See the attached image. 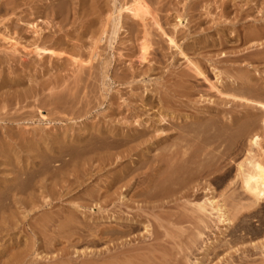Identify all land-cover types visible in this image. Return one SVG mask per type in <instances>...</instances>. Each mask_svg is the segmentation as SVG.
<instances>
[{"label": "rangeland", "instance_id": "rangeland-1", "mask_svg": "<svg viewBox=\"0 0 264 264\" xmlns=\"http://www.w3.org/2000/svg\"><path fill=\"white\" fill-rule=\"evenodd\" d=\"M131 1L0 0V264H264V202L236 177L248 138L214 118L247 94L215 88L247 69L264 85V37L241 41L264 0H143L145 23ZM179 134L188 162L164 152ZM208 199L243 206L235 230Z\"/></svg>", "mask_w": 264, "mask_h": 264}, {"label": "bare ground", "instance_id": "bare-ground-1", "mask_svg": "<svg viewBox=\"0 0 264 264\" xmlns=\"http://www.w3.org/2000/svg\"><path fill=\"white\" fill-rule=\"evenodd\" d=\"M133 1V0H132ZM131 1V3H130V5H128L129 7H127L126 6V4H123L122 6L123 7H125V8H121L120 7V9H123V10H125L130 16H131V18H138V19H140L141 21H144V19L141 17L143 14H145V15H147L146 13H148V10L146 11V6H145V3H144V1L143 0H134L133 2ZM233 1V0H232ZM251 2L252 1H261V0H250ZM264 2V1H263ZM248 3V2H247ZM260 3H262V2H260ZM260 3L258 4V5H260ZM257 4H255V5H257ZM264 4V3H263ZM123 10H121V11H119V14H121L120 12H122ZM248 10V9H247ZM260 10H261V8H260ZM146 11V12H145ZM243 11H245V12H247L246 10H243ZM242 11V12H243ZM118 14V15H119ZM246 15H247V13H246ZM120 16V15H119ZM242 14L240 15V18H242ZM247 17V16H246ZM235 18H236V14H235ZM239 18V19H240ZM244 18V17H243ZM242 18V19H243ZM145 19H146V17H145ZM238 19V20H239ZM241 20V19H240ZM239 20V21H240ZM243 21V20H242ZM146 22V20L144 21V23ZM237 22V21H236ZM250 22V21H249ZM251 22H253V24H251V25H249L247 28V30H246V32L243 34V36H242V39H241V41H242V43H246V42H251V41H249V40H251V39H261L262 38V40H263V37H264V15H262V17L260 16V18L258 19V21H251ZM247 23V22H246ZM32 25V24H31ZM244 25V24H243ZM32 28L34 29V33L36 34H38V31H37V26L35 25L34 26V24L32 25ZM38 30H40V29H38ZM240 30V29H239ZM238 30V31H239ZM103 33V32H102ZM100 38H99V42L101 41V36H99ZM235 37H237V41H238V36H235ZM9 39V38H8ZM4 41H7V39H3ZM10 40H11V38H10ZM258 40V41H259ZM230 41V40H229ZM241 41H240V43H241ZM261 41V40H260ZM12 42V41H11ZM170 42H172L171 40H170ZM255 43L257 42V41H254ZM241 43V44H242ZM252 43V42H251ZM234 44V43H233ZM257 44H259L258 42H257ZM262 42L260 43V45H259V48L258 49H256V50H253V53H258L259 51H262V50H264L263 49V47H262ZM11 45H12V47H16V46H18L19 44H17V41H14V42H12L11 43ZM252 46H253V43H252ZM263 46H264V44H263ZM256 47H257V45H256ZM252 48H254V46L252 47ZM255 49V48H254ZM40 51L41 52H44V53H50L51 51H48V50H46V49H41V48H36V52L39 54L40 53ZM238 60V59H237ZM242 60V59H241ZM262 61V60H261ZM264 61V60H263ZM244 70V69H243ZM245 74L242 76V78H240L239 79V81H232L231 82V84L230 85H222V87H220L221 89H218V88H215V89H217V93L219 94V95H225L224 94V91H228V89H231V92L232 91H235V93H237L236 91H238V92H241V93H249L250 95L248 96L247 94V96L248 97H246V95L245 96H238V93H237V95L236 94H234V92H233V94H230V95H228V96H230V98H231V100H227V102L228 103H230L231 104V109L233 110V112L232 113H236L235 115H230V117H228V119L226 118V115H223L222 117H218L219 116V114L218 113H216L215 112V115H214V118L223 126V128H232V130H233V128H235L237 131H236V137H240V138H244L243 140H245V138H248L247 139V143H248V145H249V149H248V151H247V154H246V157L243 159V161L241 162V163H239L238 165H237V174H236V177H237V179H239V181H240V188H241V190L243 191V194H246V196L249 198V201L251 202L252 201V203H251V206L250 205H248L247 207H249L250 206V208H253V205H257V204H260V203H262V202H264V151L263 152H261L262 153V157H259L258 158V156H256L255 155V153H254V149L256 150H261V148H260V142H261V135H260V133H258V131H256V129L257 128H259L262 132L261 133H263V131H264V102L263 101H261L260 99H263L264 100V85H261V84H259V83H257V82H254V80H253V77H251L253 74H254V72H253V74L250 76V74L249 73H251L248 69L247 70H245ZM240 75H242V74H240ZM255 75V74H254ZM253 75V76H254ZM256 78V77H255ZM255 81H257V80H255ZM214 87H215V85H214ZM213 87V88H214ZM229 93H230V90L228 91ZM227 92V93H228ZM227 99V98H226ZM226 102V101H225ZM229 110V109H228ZM226 110V113H231V112H229V111H231V110ZM258 114H260L261 115V117L258 115ZM258 117H260V118H258ZM207 120H209V119H207ZM204 122H205V120H204ZM207 122V121H206ZM210 123H212V120L211 121H209ZM214 123H215V121H214ZM187 124V123H186ZM194 124V123H193ZM192 124V125H193ZM216 124V123H215ZM215 124H204V127H205V125L206 126H208V125H212V127L215 125ZM218 124V123H217ZM196 126V128L198 127L199 128V126H197V124H195ZM203 125V124H202ZM186 126H188V124L187 125H185V128H186ZM194 126V125H193ZM201 126V125H200ZM216 126V125H215ZM214 126V127H215ZM218 126V125H217ZM216 126V127H217ZM189 127H192V126H189ZM203 127V129H208V127H205L204 128ZM213 127V128H214ZM184 128V129H185ZM197 128V129H198ZM201 128V127H200ZM220 128V127H219ZM222 128V127H221ZM222 128V129H223ZM181 129H182V127H181ZM190 130V128H186L185 130L187 131V130ZM193 129L195 130V128L193 127ZM209 129H210V127H209ZM222 129L220 130V131H222ZM199 130V129H198ZM202 130V129H201ZM219 130L217 131V133L219 132ZM227 130V129H226ZM225 130V131H226ZM229 130V129H228ZM183 131V130H182ZM185 131V132H186ZM196 131V130H195ZM195 131H192V135L195 133ZM213 131L215 132V130L213 129ZM233 131H235V130H233ZM189 132V131H188ZM201 131H196V133L194 134L195 136H197V135H199V137H200V135L201 134H210V132L211 131H209L208 130V133H206V132H201V134H199ZM191 132H189V134H190ZM181 134V133H180ZM178 135L179 137L181 136V135ZM208 134V135H209ZM218 134H222L221 132L220 133H218ZM218 134H216L217 136H218ZM182 135H184V134H182ZM188 135V134H187ZM191 136V137H195V136ZM208 135H206V136H204V138H206ZM219 135V136H220ZM177 136V137H178ZM213 136V135H212ZM181 137H184L183 138V141H182V143H185L184 145H182V144H180V145H177V143L175 144V145H177L176 147H175V145L173 144V146L175 147V149H172V150H169V151H164V152H166L165 154H166V157H167V159L168 160H170L171 162L174 160V162H175V160L177 161V159H184V161H186L190 156H187V159L185 160V158H184V155L186 154L187 155V152H185V150H189V149H187V146L189 147V143L191 142V141H189V140H191L192 138L191 137H186L185 135L184 136H181ZM198 138V137H197ZM202 138V136L200 137V139ZM208 138V140H209V138H211L210 137V135L207 137ZM206 138V139H207ZM215 139H216V137H214ZM219 138V137H218ZM217 138V140H219L220 141V139L222 138V136L218 139ZM122 139H124V138H122ZM121 139V140H122ZM133 139V138H132ZM196 139V138H195ZM203 139V138H202ZM239 139V138H238ZM181 140H182V138H181ZM197 140H199V139H197ZM205 140V139H204ZM211 140V139H210ZM188 141H189V143H188ZM193 141V143H194V140H192ZM196 141V140H195ZM201 141V140H200ZM181 142V141H180ZM217 143H218V141H217ZM191 144V143H190ZM218 145H219V143H218ZM220 146V145H219ZM218 146V147H219ZM190 147H191V145H190ZM189 147V148H190ZM217 147V146H216ZM184 148V149H183ZM169 149V148H168ZM171 149V148H170ZM218 152H220V151H218ZM258 152H260V151H258ZM221 153H223V150H222V152ZM221 153L218 155V153H217V156H220L221 155ZM162 153H161V157H162ZM185 155V156H186ZM193 155H195L194 153H193ZM223 155V154H222ZM225 155V154H224ZM164 157H165V155H163ZM214 156V155H213ZM165 157V158H166ZM216 157V156H215ZM215 157H213V159L215 158ZM224 157V156H223ZM192 158V157H191ZM190 158V159H191ZM217 158V157H216ZM215 158V159H216ZM163 159V158H162ZM218 159V158H217ZM219 159H220V157H219ZM159 160V159H158ZM43 161V160H42ZM161 161V160H160ZM159 161V162H160ZM178 161H180V160H178ZM183 161V160H182ZM183 161V162H184ZM222 161H223V158H222ZM222 161L221 162H219V164L220 163H222ZM70 162V161H69ZM165 162V161H164ZM169 162V161H168ZM166 163V164H169V165H171L170 163ZM181 162V161H180ZM186 162H188V160L186 161ZM190 162V161H189ZM216 160H214V163H213V165H215L216 163ZM175 163H177V162H175ZM166 164H165V167H166ZM219 164H217V165H219ZM216 165V166H217ZM222 165V164H221ZM32 166V165H31ZM70 166V165H69ZM172 166H175V165H173V163H172ZM171 166V167H172ZM216 166H214V167H216ZM170 166H168V168H169ZM26 168V167H25ZM174 168V167H173ZM170 169V168H169ZM17 171V170H16ZM21 171V170H20ZM34 171V170H33ZM44 171V170H43ZM74 171V170H73ZM30 172V171H29ZM50 172V171H49ZM72 172V171H71ZM70 172V173H71ZM39 173V172H38ZM59 173V172H58ZM69 173V174H70ZM73 173V172H72ZM33 174V173H32ZM47 174V173H46ZM28 175V174H27ZM29 175H31V174H29ZM48 175V174H47ZM50 175H52L51 174V172H50ZM55 176L57 175V174H54ZM74 175V174H73ZM19 176H20V173H19ZM19 176H18V178H19ZM28 177V176H27ZM26 177V178H27ZM34 177V176H33ZM40 177H41V175H40ZM52 177V176H51ZM15 178V177H14ZM31 178V177H30ZM38 178V177H37ZM21 179H23V176H22V178ZM28 179H29V177H28ZM32 180V179H31ZM14 181H16V180H14ZM24 181V180H23ZM29 181V180H28ZM33 181V180H32ZM35 181V180H34ZM27 182V181H26ZM38 182V181H37ZM75 182V181H74ZM10 183V182H9ZM18 183V182H17ZM24 183V182H23ZM16 184V183H15ZM15 184H13V185H15ZM11 185H12V182H11ZM18 185V184H17ZM21 185V184H20ZM81 186V185H80ZM24 187H25V185H24ZM82 187V186H81ZM15 188V187H14ZM17 188V187H16ZM12 189V188H11ZM19 189H20V187H19ZM18 189V190H19ZM71 189V188H70ZM26 191V190H25ZM71 191V190H70ZM76 191V190H75ZM20 192H22V191H20ZM23 193H24V191H23ZM141 193V192H140ZM142 194V193H141ZM11 195V194H10ZM16 195V194H15ZM17 195H18V193H17ZM238 197V196H237ZM208 202H209V206H210V209L211 210H214L215 212H216V214H217V219H218V222H221V223H223L225 226H226V229H228V230H235V227L237 226V224H236V226H235V224L233 223V218L232 217H236V215H235V212L237 213H239V211H240V209H243V206H242V208H240V205H239V207H238V210H237V207L236 206H238V205H235L233 208H234V214H233V216L232 217H230L229 216V213H228V211L226 210V205H224V204H219L218 202H215L213 199L212 200H210V199H208L207 200ZM226 206V207H225ZM246 207V208H247ZM198 209H200L201 211H205V206L203 205H199V207H198ZM78 229V228H77ZM210 247L208 246V248H207V250L209 249ZM205 252H207V251H205ZM205 254H207V253H205ZM202 260L203 259H201V261L199 262H197V264H201L202 263Z\"/></svg>", "mask_w": 264, "mask_h": 264}]
</instances>
